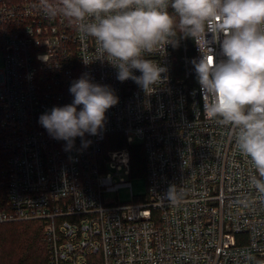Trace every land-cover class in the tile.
<instances>
[{
  "label": "built area",
  "instance_id": "1",
  "mask_svg": "<svg viewBox=\"0 0 264 264\" xmlns=\"http://www.w3.org/2000/svg\"><path fill=\"white\" fill-rule=\"evenodd\" d=\"M0 52V224L41 222L47 264H264V196L250 183L259 175L236 130L204 113L193 64L178 68L173 37L144 54L167 69L148 93L118 81L96 40L45 16L40 0H0ZM84 73L119 102L100 133L86 135L88 147L77 137L65 151L38 118L70 104L71 82ZM112 135L145 152L140 202L105 200L122 187L135 197L112 173L131 174L128 148L105 149ZM170 186L175 202L163 199Z\"/></svg>",
  "mask_w": 264,
  "mask_h": 264
},
{
  "label": "clouds",
  "instance_id": "2",
  "mask_svg": "<svg viewBox=\"0 0 264 264\" xmlns=\"http://www.w3.org/2000/svg\"><path fill=\"white\" fill-rule=\"evenodd\" d=\"M40 8L49 18L73 21L112 58L118 81L131 79L146 93L167 69L144 54L163 47L177 28L193 40L201 53L192 64L204 113L236 130L239 152L259 175L250 183L264 196V0H40ZM69 92L70 104L38 118L53 139L66 142L65 151L77 137L88 147L86 135H98L106 112L119 102L109 85L88 73L73 80ZM163 199L175 202L174 186Z\"/></svg>",
  "mask_w": 264,
  "mask_h": 264
},
{
  "label": "trees",
  "instance_id": "3",
  "mask_svg": "<svg viewBox=\"0 0 264 264\" xmlns=\"http://www.w3.org/2000/svg\"><path fill=\"white\" fill-rule=\"evenodd\" d=\"M171 12L172 10L169 9ZM174 38L176 64L183 68L186 59L194 60V41L182 38L177 28ZM110 150L128 148L131 156V174L146 177V156L141 145H128L120 135L109 136L106 143ZM106 145V144H105ZM49 251L44 240L41 222L0 224V264H47Z\"/></svg>",
  "mask_w": 264,
  "mask_h": 264
},
{
  "label": "rangeland",
  "instance_id": "4",
  "mask_svg": "<svg viewBox=\"0 0 264 264\" xmlns=\"http://www.w3.org/2000/svg\"><path fill=\"white\" fill-rule=\"evenodd\" d=\"M3 67V58H2V52H0V70ZM110 145L108 142L105 145L106 150H110ZM112 173L115 175V178L117 180H120L121 178L130 181L134 198L131 196L130 189L122 187L118 191V193H110L105 196V200L108 203H113L115 201H119L120 203H134V202H140L142 199L147 195L148 192V185H147V179L146 177H135L132 175H128L125 170L117 172L116 170H112Z\"/></svg>",
  "mask_w": 264,
  "mask_h": 264
}]
</instances>
